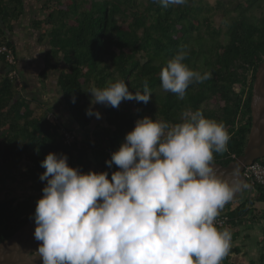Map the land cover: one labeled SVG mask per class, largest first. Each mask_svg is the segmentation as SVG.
Wrapping results in <instances>:
<instances>
[{
	"label": "trees",
	"instance_id": "trees-1",
	"mask_svg": "<svg viewBox=\"0 0 264 264\" xmlns=\"http://www.w3.org/2000/svg\"><path fill=\"white\" fill-rule=\"evenodd\" d=\"M28 1L33 0H0V44L13 52L7 35L12 32L13 23L24 15ZM34 2L40 15L33 17L29 26L38 34V44L47 46L38 81L45 83L50 71L63 67L57 87L73 124L63 122L61 115L55 113L57 123H51L50 109L21 93L0 54V136L6 141L1 152H7L4 159L30 164L23 174L26 178L38 185L46 183L39 179L45 170L40 162L49 152L66 154L69 166L82 172L107 171L110 178L117 166L107 167L105 161L111 157L106 151L118 149L136 119L148 116L178 123L188 109H199L205 117L222 121L228 129V150L214 154V162L227 165L241 155L251 125L255 72L264 58V0H216L214 4L189 0L187 5L168 9L153 0ZM231 6L233 14H229L227 28L222 31L213 18ZM223 33L227 37L225 43L220 40ZM185 47L189 52L185 63L194 70L210 71L212 78L190 85L180 100L161 90L159 73ZM117 79H123L133 92H142L146 80L153 96L147 104L131 101V110L107 107L106 120L112 128L92 129L94 116L85 114L90 102L86 90L93 84L105 87ZM73 95L75 103L71 102ZM34 104L43 113L35 114ZM62 130L76 132L75 140L64 143ZM257 161L264 162V158ZM247 193L236 198L235 207L227 210L230 223L239 218L249 220L254 216V202L264 204V186L256 183L252 195Z\"/></svg>",
	"mask_w": 264,
	"mask_h": 264
},
{
	"label": "clouds",
	"instance_id": "clouds-1",
	"mask_svg": "<svg viewBox=\"0 0 264 264\" xmlns=\"http://www.w3.org/2000/svg\"><path fill=\"white\" fill-rule=\"evenodd\" d=\"M188 2L153 0L163 9ZM188 55L181 48L159 73L161 90L180 100L190 85L212 78L210 71L190 68ZM142 87L133 92L123 79L105 87L93 84L86 90L91 98L85 114L100 119L96 104H147L152 89L146 80ZM230 139L222 121L188 109L178 123L136 119L105 161L109 169L117 166L110 178L107 171L82 172L69 166L66 154L49 152L40 162L45 170L39 179L46 183L32 216L39 244L35 252H26V264L37 258L40 264H222L232 232L218 228L217 218L237 193L250 195L239 165L230 179L215 170L214 154L226 152Z\"/></svg>",
	"mask_w": 264,
	"mask_h": 264
},
{
	"label": "crops",
	"instance_id": "crops-1",
	"mask_svg": "<svg viewBox=\"0 0 264 264\" xmlns=\"http://www.w3.org/2000/svg\"><path fill=\"white\" fill-rule=\"evenodd\" d=\"M28 2L25 4L24 15L13 23L12 32L7 35L17 57V68L20 72L23 83L20 88L21 93L29 98H36L41 104L46 106L47 109H50L49 112L51 115L59 114L61 115L60 117L63 122L71 125L73 124L72 119L69 117L68 112L63 106L62 95L57 87L59 71L63 67L57 71H50L45 83L41 84L38 81V74L44 67L43 59L45 49L38 45V34L29 26L31 18L28 14V11H30ZM43 95H49L51 96V99H57V102H54L55 100L46 101ZM88 98L90 100L91 94L88 95ZM120 107L121 109L129 108L131 110L134 105L131 101H124L120 104ZM93 108L100 112L101 118L96 119L94 116V120H92L90 125L91 128H112L106 120L105 111L107 110V107L96 104L93 105ZM41 113H43V111L40 108L38 114ZM77 131L80 135L84 134L82 131ZM253 226L254 223L251 224V221L239 218L236 222H231L228 226L222 227L228 228L232 232V247L229 255L222 261V264H234L239 262V260H244L246 256L248 258H255L248 253L246 249L248 244V241L246 240L248 237L247 233L250 232V229H253Z\"/></svg>",
	"mask_w": 264,
	"mask_h": 264
},
{
	"label": "flooded vegetation",
	"instance_id": "flooded-vegetation-1",
	"mask_svg": "<svg viewBox=\"0 0 264 264\" xmlns=\"http://www.w3.org/2000/svg\"><path fill=\"white\" fill-rule=\"evenodd\" d=\"M5 147V138L0 136V242L33 216L36 201L41 197L44 186L23 175L30 166L28 162L15 163L10 158L4 159L7 152H1V149ZM249 221L254 223L250 231L254 230L256 233L253 236L256 245H252L253 248L250 249L255 258L246 256L244 260L234 264H264V219L255 215Z\"/></svg>",
	"mask_w": 264,
	"mask_h": 264
},
{
	"label": "water",
	"instance_id": "water-1",
	"mask_svg": "<svg viewBox=\"0 0 264 264\" xmlns=\"http://www.w3.org/2000/svg\"><path fill=\"white\" fill-rule=\"evenodd\" d=\"M229 7L225 12L232 9ZM251 125L247 141L241 155L227 165L213 162L215 170L222 178L230 179V172L239 165L243 175L244 167L254 160L264 158V58L258 64L250 99ZM243 178H246L243 175ZM242 193V192H241ZM237 193L233 199L241 195ZM232 199V200H233ZM35 222L30 217L12 235L0 242V264H26V252H35L38 241L34 238ZM34 264H40L39 258Z\"/></svg>",
	"mask_w": 264,
	"mask_h": 264
},
{
	"label": "built area",
	"instance_id": "built-area-1",
	"mask_svg": "<svg viewBox=\"0 0 264 264\" xmlns=\"http://www.w3.org/2000/svg\"><path fill=\"white\" fill-rule=\"evenodd\" d=\"M0 54L4 55L5 61L10 67L9 76L14 78L16 84L20 87L21 81L17 71V59L15 53L11 48L7 47L5 44H0ZM49 121L56 123L57 119L55 115L49 116ZM63 141L66 144H70L75 140V134L72 131L62 130ZM117 149H107V154L111 157V153ZM234 157V156H233ZM243 175L246 178L247 183L249 184L248 191L251 195L252 186L254 184H260L264 186V162L253 161L251 164L244 167ZM230 221L229 216L226 213H221L217 218V227L221 228L227 225Z\"/></svg>",
	"mask_w": 264,
	"mask_h": 264
},
{
	"label": "rangeland",
	"instance_id": "rangeland-1",
	"mask_svg": "<svg viewBox=\"0 0 264 264\" xmlns=\"http://www.w3.org/2000/svg\"><path fill=\"white\" fill-rule=\"evenodd\" d=\"M207 1H209L210 4H214V1L215 0H207ZM28 3H29L28 6L30 8V11H28L29 17L32 19L33 17H37V15L39 16L40 15L39 6L37 4H35L34 0L33 1H29ZM229 14H231V15L233 14V8L230 9L228 12L215 15L214 18H213L216 25H218V26L221 25L222 26V31H225L226 28H227V23L230 20ZM220 40L222 42H224V43L227 42V37L225 36L224 33L221 34ZM38 45H40L45 50L47 48L46 43L43 44V45L42 44H38ZM19 76L21 77V75H19ZM43 97H45L46 101L55 100L54 102H57V99H55V98L54 99H51V96H49V95H46V96L43 95ZM41 100H42V98H41ZM209 106H211V104ZM34 109H35V112H36L35 114H38L39 113V110H40V107L34 104ZM120 111L123 112V110H120ZM244 192L245 191L242 192L243 193V196L245 195ZM231 202H232V204H231L232 206H227V204H226L225 207H224V209H230L231 207H234V205L237 204L236 199H233L232 201H230V203ZM253 210H254V216L256 215V216L262 218V213H264V204L263 203H260V202H254ZM254 234H256L254 232V230H251L250 232L247 233L248 237L246 238V240L248 241V244L246 246V249H247V252L250 253L251 255H253V251H250V249H252L253 246L256 245L255 240H254V237H253ZM262 236H264V233H262Z\"/></svg>",
	"mask_w": 264,
	"mask_h": 264
}]
</instances>
